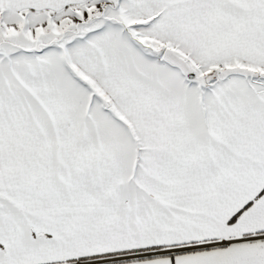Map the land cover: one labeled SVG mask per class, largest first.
Wrapping results in <instances>:
<instances>
[{"label": "snow or ice", "instance_id": "obj_1", "mask_svg": "<svg viewBox=\"0 0 264 264\" xmlns=\"http://www.w3.org/2000/svg\"><path fill=\"white\" fill-rule=\"evenodd\" d=\"M0 264H264V0H0Z\"/></svg>", "mask_w": 264, "mask_h": 264}]
</instances>
